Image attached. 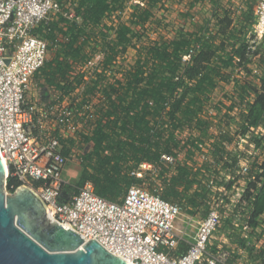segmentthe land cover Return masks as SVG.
<instances>
[{"label": "built area", "instance_id": "2783aa9c", "mask_svg": "<svg viewBox=\"0 0 264 264\" xmlns=\"http://www.w3.org/2000/svg\"><path fill=\"white\" fill-rule=\"evenodd\" d=\"M133 2L125 0L121 10L112 11L105 18L109 40L115 38L117 25L126 21L123 20L125 17L132 19L130 6ZM76 7L77 0H0V157L6 168L5 190L10 192L21 185L31 187L45 203L53 221L73 230L84 241L95 240L110 254L129 264H235L231 250L216 244L213 234L220 222L216 198L222 203L215 195L219 191L217 179L220 182L228 180L232 172L246 175L248 180L255 178L247 161H239L238 155L232 161L226 160L228 165L223 167V162L209 156L208 150L212 152V145L210 149L200 140L196 147L187 145L183 146L182 152L161 155L163 162L173 167H192L196 171L206 164L205 180L208 178V181L205 187L213 198L205 217L197 225H191L187 248L178 256L171 253L179 241L178 237L186 234V223L182 219L178 221L181 216L179 204L164 200L141 184L128 187L119 201H109L96 195L89 182L72 196L65 191L63 142L72 140L80 144L77 128L83 125V119L92 111L93 100L99 98L101 86L104 88L107 82L109 68L104 66L103 52L98 49L84 62L71 66L73 74L86 75L82 82L96 84L94 92L83 95L85 87L81 82L69 95L50 94L41 108L29 93L32 78L46 62L48 48L46 39L37 35L36 30L42 28L46 33L44 26L59 17L69 24H81L82 18L76 13ZM255 15L254 28L261 39L264 37V0H259ZM192 53L190 49L182 56V61L188 60ZM117 63L113 62L114 66ZM99 76L102 79H98ZM82 95L85 103H81ZM245 107L247 109L248 105ZM209 113L213 115L212 110ZM47 123L57 125L56 135L46 132ZM253 128L246 125L245 130L252 131ZM230 130L223 128L219 134H230ZM237 136L241 138L240 134ZM243 136L248 138L247 134L243 133ZM223 145L225 147L226 143ZM185 152L196 153L198 162L191 163L185 158ZM217 163L223 169L217 167ZM139 165L141 168L146 163ZM201 171L204 172L203 169ZM131 175L140 179L142 171L137 169ZM7 180L10 181L9 188ZM242 195L243 192L239 199ZM243 227L248 228L247 225ZM258 264H264V253Z\"/></svg>", "mask_w": 264, "mask_h": 264}, {"label": "rangeland", "instance_id": "374dc122", "mask_svg": "<svg viewBox=\"0 0 264 264\" xmlns=\"http://www.w3.org/2000/svg\"><path fill=\"white\" fill-rule=\"evenodd\" d=\"M216 2V6L209 4L204 7L201 5L202 9L196 4L197 1L195 0H159L154 5L147 4L146 0H134L130 6V10H133L132 19L126 17L123 19L132 21L133 35L131 33L127 35L130 42L128 43L127 40L125 43L126 52L123 53V56L121 54L118 55L114 60L115 63L119 62L121 65H116L118 67L112 69V72L116 73V76L124 82L128 78V74L130 76V73L135 68L132 67V64H135L137 54L147 55V52H149L148 48L153 46V44L167 43L169 49L172 50L176 45H181V43L185 42L184 48L187 47V51L186 49L185 51L188 52L191 49L193 53L184 63L190 62L191 58L198 54L199 51L197 52L194 49L197 39H199L201 45L206 42L212 46L210 48L212 49V55L206 62L201 64L204 67L201 74L207 73L208 78H203L204 75L199 76L202 78L200 82L203 86H206V80H209V78L214 83L212 87L208 88L209 91L205 94V99L203 102L196 103V107L191 109L188 100L195 93L190 94L191 92L186 91L184 87L187 84L185 79L175 96L178 101H181L180 106L176 109L170 108V119L173 121L172 128L170 125L169 127L166 125L165 132L156 134V136H161V138L153 141L167 140L168 142L170 139L168 144L172 153L174 151L182 152L183 146L189 145L196 138L198 139L197 142L200 140V142L207 144L209 148L212 145V152L214 150V157L218 161L223 163L226 160L232 161L238 155L239 161H247L252 176L257 177L259 175L256 180L255 178L254 180L252 178L248 180L246 175L232 172V167V174H230L228 180L220 182L217 179L216 184H218L219 191L215 195L222 200V203L216 198L215 202L219 205L220 222L213 234V240L215 239L216 242L231 250L233 253L232 260H234L235 264H258L260 257L264 253V214L257 219H251L249 223L250 210L246 203L240 202L239 196L242 192L243 194L245 193L249 183L255 185L250 191L257 192L264 179V120L257 127H254L252 131L249 130V132L245 130L246 123L244 116H242L245 114L243 110L247 111L245 106L253 102L255 91L260 88L261 80L264 79V37L260 39L255 31L256 28H254L256 25L255 8L259 0H217ZM70 27L79 29L77 28L78 25H64L59 22L57 29L51 33V39L56 35L59 37V28L63 30ZM92 30L95 31L94 34L96 33V35H90L89 39H85L81 33L80 36L83 37H79L77 40L76 47L81 52L79 55L82 56V60L73 59L69 53L65 52L64 47L68 45L70 40L69 34L66 36L65 34H60L62 38L60 39L59 37L61 40L60 46L62 47L59 48H54L50 38L46 37L45 33L42 34L48 44L47 63L32 78V84H35L36 88H38L39 80L43 79L44 83L41 85L46 86L45 90H48V96L55 93L69 95L70 93H65L64 90H56L54 86L62 84L61 82L72 80L70 76H73L72 72L74 70L71 66L73 67L81 61L84 62L86 58H89L90 54L95 53L98 49L103 52L104 62L105 53L101 44V35L104 30L102 29V33L97 26H94ZM238 48L244 51V57L239 59L237 56H232L229 59L227 54H233V51ZM152 68L153 64L151 65V62H147L143 69L144 75L148 74ZM76 72L78 71L76 70ZM86 74L88 75L87 70ZM78 76H81V79L86 77V75L84 76L81 73ZM198 78L195 80L197 81ZM82 84L84 87L88 86L86 81H83ZM64 89L69 90L70 87L64 86ZM101 90L103 92V89ZM113 98V104L117 106L114 107L115 112L113 111L112 115H108L109 119L112 120L116 114L121 113L120 106L118 107L120 99H117L115 95H113ZM101 99L103 98L93 100V113L98 109L103 110L101 107L105 100L103 99L100 102ZM109 106L110 104L108 103L107 114L112 111ZM240 109L241 111L237 112ZM102 110L101 113L103 112ZM211 110L213 115L209 113ZM194 118L197 119L195 122L193 121ZM89 120L90 118L86 121L85 128H87L86 125L94 126L93 122L89 124ZM204 122L207 126L204 125ZM223 128L231 129L230 134H219V131ZM82 129L81 131L85 135L76 133L77 136L78 134L80 136V144L74 145L68 141L63 142L66 163L62 178L65 181V185L74 186L81 173L95 162L92 144L86 140L90 136V131ZM243 133L244 135L247 134L248 138H245ZM237 134H240L241 138ZM223 142L226 143L225 147ZM122 152L123 156L120 154L121 158L117 162L121 172L127 171L128 175L132 177L130 173L132 170L140 169L142 171L140 179L133 176V184H141L149 192L158 193L159 195L166 190L167 181L164 180L165 176H159L160 167H157V165H160V163L143 160L142 162L146 163V165H142L140 168V165L137 164V168H133L135 166L133 155L126 149H122ZM210 152L208 150L209 156L213 157L212 152ZM116 154L119 153L116 152ZM184 156L191 163L198 162L196 153L185 152ZM174 167L170 165L168 174L174 172ZM217 167L223 169L220 163H217ZM191 168L189 167L191 173L196 174V183L188 189L183 186L178 187V191L181 192V199L166 200L180 205L181 216L178 221L182 219L186 223L184 225L186 234L183 236V240L187 242L189 241L188 235L192 232L190 231L192 230L191 225H197L205 217L208 208L213 202L211 193L210 195L207 194L210 200L209 204L206 203L207 200L203 202L204 199L202 200L199 197L197 203L191 202L194 192L200 194L202 184L206 183L205 173H207V167L206 164L202 165L196 171ZM202 169L204 172L201 171ZM107 170L109 173L114 174L112 163L107 167ZM244 225H247L248 228L245 229Z\"/></svg>", "mask_w": 264, "mask_h": 264}, {"label": "trees", "instance_id": "16d2710c", "mask_svg": "<svg viewBox=\"0 0 264 264\" xmlns=\"http://www.w3.org/2000/svg\"><path fill=\"white\" fill-rule=\"evenodd\" d=\"M124 1L125 0H77L75 11L82 18L81 24L77 27L80 30L72 27L63 30L62 28L58 29L61 35L65 34L66 36L69 34L70 36L69 46L67 45L64 47L65 52L69 53L73 59L82 60V56L79 55L81 52L79 48L76 47L77 40L79 37H83L80 36L81 33L84 35L85 39H89L90 35H93L95 32L92 28L97 26L101 32L103 29L105 33L102 32L104 35L102 34L103 36H101V44L105 53L104 66H110L118 55L121 54V56H123V53L127 50L125 46L128 40L127 35L129 33L132 34V21L126 20L120 22L115 30V38L109 40L106 34L109 27L105 24V18L110 16L112 11L121 10ZM158 1L159 0H146L149 5H154ZM216 1L217 0H209L210 5L216 6ZM59 22L64 25L69 24L64 18L59 17L56 20L48 22L44 26L45 29H47L45 36L50 38L54 48L62 47L60 46V39H62L60 34V39L58 35L53 36L51 39V33L57 29ZM69 25L75 26L77 24ZM36 34L45 39L42 35V28L36 30ZM129 42L130 39L128 40V43ZM184 44L185 42L181 43V45H176L172 50L169 49L167 43L153 44V46L148 48L149 52H147V55L142 56L137 54L136 62L133 65L135 68L132 73H130V76L128 74V78H126L124 82H122L121 78H113V83L106 82L102 96L106 102V106H102L101 108H103V110L98 109L99 111L96 110L95 113L91 111L83 119V128L90 131V136L86 138V140L88 143L92 144L95 162L90 164L89 168L81 173L74 186L65 185V191L70 196L75 194L84 183L90 182L96 195L109 201H119L128 187L134 185L132 182L134 180L133 176L131 177L128 175L127 171L121 172L119 166H117V162L119 158H121L119 155L121 154V156H123L124 150L122 152V149H126L133 155L132 157L135 163L133 168H137V164H140L143 160L163 165H157V167H160L159 176L161 177L164 175V180L167 181L166 190L160 195L164 200L181 199V192L178 191V187L183 186L185 189H188L196 183V174H192L190 169L186 166H175L174 172L168 174L170 165L163 162L161 155L163 153H171V147H169L168 144L170 139L168 142L167 140L154 142L161 138V136H156L158 132L166 131V125H168V127L170 125L171 128L173 126V121L170 119V108L173 107L176 109L180 106L181 101H178L175 96L185 79L187 83L186 86H184L186 91L188 90L191 92L190 94L195 93V95L188 100L191 109L196 107V103L203 102L205 94L209 91L208 88L212 87L214 84L209 78V80H206V86H203L200 82L202 78L199 77L200 75H204L203 78H208L207 73L201 74L204 69L201 64L206 62L212 55V49H210L212 46L206 42H203L201 45L199 39H197L194 49L197 52L199 51L198 54L192 57L193 59L191 58L190 62L184 63L181 61L182 55L187 53V47L184 48ZM227 55L229 59H231L232 56H237V58L242 59L244 57V51L238 48L233 51V54L228 53ZM147 62H151L153 68L148 74L144 75L143 69ZM72 75L73 76H70L72 80L61 82L62 84H57L54 88L56 90H64L65 93H71L75 86L82 82L81 76H78L79 74ZM196 78H198L197 81L195 80ZM98 79L100 78L98 77ZM64 86L70 87V89L66 90ZM259 86L260 88L255 91L253 102L248 105L246 113L242 115L244 116L246 125L251 127H257L261 124L262 120H264V79L261 80ZM95 87L96 84L88 85L84 88L83 95L94 92L96 89ZM83 95L81 103L86 102ZM113 95H115L117 99H120L118 107L120 106L122 114H116L115 118L112 120L109 119L108 115H112L113 111L115 112L114 107L117 106L113 104ZM108 103L110 104V109L112 108L109 114H107ZM101 110L106 112L102 114L103 112L101 113ZM89 118V124L93 122L94 126L91 127L90 125H86L87 128H85V123ZM196 120L195 118L193 119L194 122ZM204 125H206L205 122ZM197 140L196 138L193 139L189 145H191V147H196ZM67 141L73 144L72 140ZM116 152L119 154H116ZM125 154L127 153L125 152ZM213 158L216 159L214 154ZM111 163L113 165L114 174L109 173L107 170V167L110 166ZM227 165L226 162L223 163V167ZM257 177H255V180ZM207 179L208 178H206L205 182L208 181ZM9 183L10 181L7 180V188H9ZM254 186L255 185L249 183L247 190L240 200V202L246 203V206L250 210L249 223L251 219H257L264 214V179L260 189L255 193L250 191ZM34 188L38 190L37 185H35ZM201 188L200 194L194 192L191 197V202L197 203L199 197L202 198V200L204 199L203 202L207 200L206 203L209 204L210 200L208 195H210V192L206 189L205 184H202ZM10 192H13V190H10ZM179 247L182 250L186 249L184 243H180Z\"/></svg>", "mask_w": 264, "mask_h": 264}, {"label": "water", "instance_id": "95a60500", "mask_svg": "<svg viewBox=\"0 0 264 264\" xmlns=\"http://www.w3.org/2000/svg\"><path fill=\"white\" fill-rule=\"evenodd\" d=\"M0 264H129L95 240L50 218L45 203L29 186L5 190L0 157Z\"/></svg>", "mask_w": 264, "mask_h": 264}, {"label": "crops", "instance_id": "0c3cea01", "mask_svg": "<svg viewBox=\"0 0 264 264\" xmlns=\"http://www.w3.org/2000/svg\"><path fill=\"white\" fill-rule=\"evenodd\" d=\"M199 7H201V5H203L204 7L205 6H207V5H209L210 4V2H209V0H197V3H196ZM202 8V7H201ZM203 9V8H202ZM116 65H121L120 63H117ZM114 66V64L112 63L110 66H108V68H109V72H108V74H107V76H106V80H107V82H111L112 80H113V78H119L118 76H116V73L114 74L113 72H112V69H114V68H117L118 66ZM133 65L134 64H132V67H133ZM38 73V72H37ZM35 76V75H34ZM72 78V77H71ZM46 81V80H45ZM42 83H44V81H43V79H40L39 80V82H38V88H36V85L34 84H32V81H31V91H30V93H29V95H30V97L32 98V100H33V102H35L40 108L43 106V104L45 103V100H46V98L48 97V94H47V91L48 90H45V87L46 86H42L41 84ZM101 88L103 89V87L101 86ZM100 93H99V98H101L102 97V95H103V92H102V90L101 91H99ZM101 92H102V94H101ZM98 98V99H99ZM103 98V97H102ZM104 99V98H103ZM103 99H101L100 100V102H102V100ZM106 103V102H105ZM105 103H103V106H106V104ZM80 121V120H79ZM79 126V125H78ZM82 127H78L77 128V133H79V134H81V133H83L81 130H83L82 128H83V125H81ZM57 130H58V127H57V125L56 124H51V123H47V130H46V132H48V133H51V134H54V135H56L57 134ZM79 134H78V138L80 139V136H79ZM71 138V137H70ZM73 138V137H72ZM72 143L74 144V145H76L73 141H72ZM78 150V149H77ZM182 223V221L181 222H177V225H180ZM184 225H186V224H184ZM179 238V241H178V243H177V245H176V247H175V249H174V251L171 253L172 254V256H178V255H180V254H182L185 250H182L180 247H179V244L180 243H184L185 245H186V248H187V245H188V242L187 241H184L183 240V236H179L178 237ZM189 240H190V238H188ZM216 244H220L219 242H216Z\"/></svg>", "mask_w": 264, "mask_h": 264}, {"label": "bare ground", "instance_id": "6f19581e", "mask_svg": "<svg viewBox=\"0 0 264 264\" xmlns=\"http://www.w3.org/2000/svg\"><path fill=\"white\" fill-rule=\"evenodd\" d=\"M5 176H6V168H5Z\"/></svg>", "mask_w": 264, "mask_h": 264}]
</instances>
